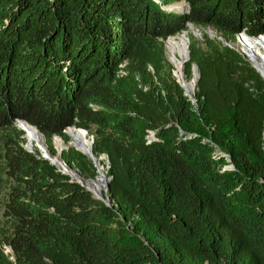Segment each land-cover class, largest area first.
I'll return each instance as SVG.
<instances>
[{
    "label": "trees",
    "instance_id": "obj_1",
    "mask_svg": "<svg viewBox=\"0 0 264 264\" xmlns=\"http://www.w3.org/2000/svg\"><path fill=\"white\" fill-rule=\"evenodd\" d=\"M189 26L191 98L164 46ZM240 34L264 35V0H0V264H264V80ZM17 121L93 180L54 144L85 130L107 204L28 152Z\"/></svg>",
    "mask_w": 264,
    "mask_h": 264
},
{
    "label": "bare ground",
    "instance_id": "obj_2",
    "mask_svg": "<svg viewBox=\"0 0 264 264\" xmlns=\"http://www.w3.org/2000/svg\"><path fill=\"white\" fill-rule=\"evenodd\" d=\"M182 3L176 4L174 6H171L172 11H179L183 12L181 6ZM238 42L241 45V50L243 54L245 55L248 62L251 64V66L264 78V53L257 55L256 51L262 49L264 51V35L259 36L257 38H248L244 34H241L238 37ZM188 46V40L185 36V34L177 35L174 37L169 38L165 42L166 50L170 53V59L172 62V65L175 69V75L177 79L181 82L185 89V93L191 98L193 91H194V85H195V78L197 75L196 69L193 70V76L190 79V81H185L184 77L182 76V67L184 66L185 60H186V50ZM194 95V94H193ZM18 127L23 130L24 136L26 139V147L28 150H34L37 149L40 151L42 155H46V152L42 151L39 146L42 144V139L39 133L34 129V127L30 126L29 124L25 122H18ZM68 137L70 138V144L74 146L76 149H78L80 152L84 154H90L91 155V145L89 140L87 139V136L76 129H69L67 130ZM57 146L60 147L59 141H56ZM36 150V151H37ZM49 159L54 163L58 164L60 161L57 157ZM92 161L93 164L97 167L99 165L100 159L96 158V156L92 155ZM78 181L83 184L84 181L77 178ZM85 186L92 192V194L97 198H102L103 189L105 185L104 180V174L101 171V169L98 167L97 169V176L93 180H89L84 182ZM103 199V198H102Z\"/></svg>",
    "mask_w": 264,
    "mask_h": 264
},
{
    "label": "rangeland",
    "instance_id": "obj_3",
    "mask_svg": "<svg viewBox=\"0 0 264 264\" xmlns=\"http://www.w3.org/2000/svg\"><path fill=\"white\" fill-rule=\"evenodd\" d=\"M180 4V3H179ZM181 6H183L182 7V10L181 11H185V7H184V5L182 4ZM177 12H179V11H177ZM201 32L202 31H200L199 29H196V28H194V27H192V26H189L188 27V29L186 30V31H184L183 33H181V34H179V35H182V34H185V36H186V38H187V40H188V42H189V39H188V36L189 35H191V36H193L194 38H196V39H200L201 38ZM207 34H208V36H210V37H212L213 36V32H212V30H210V29H207L206 31H205ZM241 35V34H240ZM240 35H238L237 37H236V43H235V47L242 53V55L245 57V55L243 54V52H242V48H241V45L239 44V42H238V37L240 36ZM177 36V35H176ZM168 40V39H167ZM166 40V41H167ZM165 41V42H166ZM165 42H164V46H165ZM165 53H166V58H167V60H168V62L172 65V62H171V59H170V53L166 50V47H165ZM264 53V51L262 50V49H260V50H258V51H256V54L257 55H260V54H263ZM246 58V57H245ZM247 60V59H246ZM248 61V60H247ZM173 66V65H172ZM174 68V67H173ZM182 71H183V67H182ZM174 74H175V69H174V72H173ZM177 79V78H176ZM185 79V78H184ZM186 82H187V80H185ZM188 81H190V80H188ZM179 84H181V82L179 81ZM193 93H194V91H193ZM193 95V94H192ZM42 139V138H41ZM56 141H59V145H60V147H58L57 146V143H56ZM42 144H43V140H42ZM54 144H55V147H56V149L58 150V151H60V150H63V149H67V147H73L74 148V146H72L70 143L68 144V146H64V144L61 142V140H59L58 138H55L54 139ZM44 145V144H43ZM28 152H33L34 150L32 149V150H28L27 149V147H26V143L24 144V146H23ZM215 153L216 154H220V155H224L222 152H220L219 150H216L215 151ZM99 159H100V162H99V165L96 167V169H98V167L101 169V171L103 172V174H104V180H106L107 179V176H106V171H107V160H106V158L104 157V156H101V157H99ZM228 162H229V159L227 160ZM57 166H58V164H56ZM0 167H1V163H0ZM226 167H231V165H228V166H226ZM66 173L68 174V175H70L75 181H77L78 183H79V181H78V179L77 178H79V179H81L82 181H84V182H86V181H89V180H84V179H82V177L81 176H79L75 171H73V170H70V169H68V168H66ZM84 182H83V187L85 188V184H84ZM105 192V188L103 189V193ZM5 195H6V191H5V189L3 188V189H1V191H0V228L4 225V219H3V203H4V199H5ZM103 199H104V196L102 197ZM6 251H8V249L6 250Z\"/></svg>",
    "mask_w": 264,
    "mask_h": 264
},
{
    "label": "water",
    "instance_id": "obj_4",
    "mask_svg": "<svg viewBox=\"0 0 264 264\" xmlns=\"http://www.w3.org/2000/svg\"><path fill=\"white\" fill-rule=\"evenodd\" d=\"M183 3V2H182ZM184 4V3H183ZM185 5V4H184ZM186 6V8H187V5H185ZM164 10L165 11H168V12H171L172 10H171V8H170V6H167V7H165L164 8ZM184 13L185 12H187V9H185V11H183ZM183 12H181V13H183ZM188 59H189V51H188V46H187V50H186V60H185V63L188 61ZM184 63V64H185ZM195 69V67H193L192 68V74H193V70ZM257 72V71H256ZM181 74H182V76H183V71L181 72ZM173 75L175 76V78H177L176 77V75L173 73ZM260 75V74H259ZM261 77H262V75H260ZM197 79H198V74L196 75V78H195V85H194V89H195V86H196V83H197ZM262 79L264 80V78L262 77ZM176 81L179 83V80L178 79H176ZM180 86L182 87V89L184 90V92H185V89H184V87H183V85L182 84H180ZM185 96H187L188 98H190L186 93H185ZM191 102H194V100H192ZM18 122H22V121H17V123H16V126H17V128L19 129V130H21L19 127H18ZM34 129L37 131V129L34 127ZM69 129H72V128H69ZM68 129V130H69ZM73 129H75V128H73ZM76 130H78V131H81V132H83L86 136H87V132L85 131V130H82V129H76ZM22 132H23V130H21ZM38 132V131H37ZM65 134L66 135H68V133H67V130L65 131ZM41 136V135H40ZM41 138H42V136H41ZM87 139L89 140V142H90V145L92 144V137H88L87 136ZM43 140V139H42ZM60 140V139H59ZM39 148H41V150L44 152H46V148L44 147V145H41V146H39ZM74 149H76L75 147H74ZM77 151H79L78 149H76ZM39 151V150H38ZM61 151V150H60ZM80 152V151H79ZM39 153H40V151H39ZM82 153V152H81ZM82 154H84V153H82ZM40 155H41V157L43 158V159H46V160H48L51 164H53L54 165V163L49 159V155H48V153L46 152V155H42L41 153H40ZM87 158H89L91 161H92V153H91V155L89 154H84ZM92 163H93V161H92ZM58 166H59V168H60V171L63 173V174H66V175H68L67 173H66V165L63 163V162H59L58 163ZM225 169H232V167H226ZM68 176H70V175H68ZM70 178H71V180L72 181H75L71 176H70ZM76 183H78L77 181H75ZM78 184H80L81 186H83L80 182L78 183ZM107 186H108V179H106L105 180V185H104V188H105V191H106V189H107ZM85 190L86 191H88V192H90L91 194H92V192L85 186ZM93 195V194H92ZM93 197L95 198V199H99V200H103L106 204H107V199L106 198H104V199H102V198H97V197H95L94 195H93Z\"/></svg>",
    "mask_w": 264,
    "mask_h": 264
},
{
    "label": "built area",
    "instance_id": "obj_5",
    "mask_svg": "<svg viewBox=\"0 0 264 264\" xmlns=\"http://www.w3.org/2000/svg\"><path fill=\"white\" fill-rule=\"evenodd\" d=\"M152 137V134L151 133H149V136H148V138H151Z\"/></svg>",
    "mask_w": 264,
    "mask_h": 264
}]
</instances>
